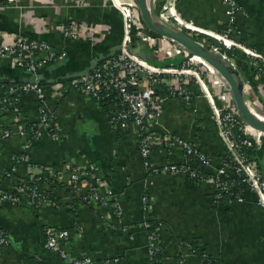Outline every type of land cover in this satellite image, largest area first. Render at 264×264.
<instances>
[{
    "label": "crops",
    "instance_id": "0c3cea01",
    "mask_svg": "<svg viewBox=\"0 0 264 264\" xmlns=\"http://www.w3.org/2000/svg\"><path fill=\"white\" fill-rule=\"evenodd\" d=\"M164 1L153 0L155 13L162 10ZM237 2L244 9V14L237 18L239 40L264 54V0ZM16 6L0 9V32L20 31L48 43L57 52H65L61 61L38 71V79L48 94V105L65 138L55 141L44 136L29 142L19 135L20 125L11 121L9 113H1L0 130L8 128L11 136L0 141V191L12 193L21 180L27 179L26 167L22 163L16 165L14 160L29 144L25 150L28 161L60 172L63 182L68 180L69 168L95 164L112 189L121 213L116 214L111 205L78 204L76 210H70L67 206L71 195L65 185L50 190L57 207L50 203L28 207L0 202V231L7 233L9 241L0 252V264H65L45 249L44 228L69 231L64 248L71 256L88 255L97 264L113 257H118L119 264H151L147 252L149 229L145 223L157 228L161 257L167 264H180V257L187 253L184 244L195 245L222 264H264V209L257 204L253 192L244 190L241 203L216 202L210 183L170 173L154 174L145 168L132 134L118 132L109 124L107 108L76 92L60 99L49 94L53 83L81 76L118 51L122 22L110 1L17 0ZM177 11L201 29L214 33L225 29V7L220 0H180ZM139 19L142 21L140 15ZM66 22L88 27L93 33L74 41L63 39L54 27ZM131 50L143 57L149 52L136 39ZM237 71L250 93L251 105L264 115V77L254 78L243 61ZM32 78L7 61H0V83H25ZM205 78L221 92L213 94L218 106L224 104L222 94L231 99L223 79L216 85L211 77ZM198 94L194 106L177 99L166 101L157 130L180 136L219 163L226 154L225 146L218 136L210 106ZM20 102L25 122L34 121V98L24 95ZM252 150L251 161L264 174V148ZM181 161L178 150L167 155L158 146L149 162L157 167ZM13 167L15 171L7 176ZM143 197L150 200L146 208ZM183 264L198 262L188 256Z\"/></svg>",
    "mask_w": 264,
    "mask_h": 264
},
{
    "label": "built area",
    "instance_id": "2783aa9c",
    "mask_svg": "<svg viewBox=\"0 0 264 264\" xmlns=\"http://www.w3.org/2000/svg\"><path fill=\"white\" fill-rule=\"evenodd\" d=\"M109 1L120 14L122 22L123 34L118 51L81 76L53 83L49 87V94L60 99L70 92H76L107 108L109 124L118 132L132 134L145 168H150L152 173H170L191 181L210 183L213 185V198L216 202L226 199L228 204L241 203L244 200L241 193L248 190L256 195L257 204L264 209V177L244 150L260 149L264 134L243 123L232 99H227L225 94L221 95V99L227 101L228 105L222 109L216 104L217 98L209 89L205 77H211L217 85L219 79H222L219 74L174 40L151 34L139 19L134 0ZM179 1H164L162 10L156 13L162 25L191 37L197 43L199 36L210 38L213 43L209 45L208 51L236 71L239 63L234 60L233 52H239L249 61L252 75L264 77V54L235 38L239 34L237 18L244 14L237 0H220L225 7L226 17L225 29L221 33L201 29L181 17L177 11ZM16 5L17 0H0V9L3 10ZM54 30L63 39L71 41L93 33L90 28L73 22L57 25ZM135 39L146 45L151 60L132 52L131 46ZM64 56L65 52H57L48 43L24 36L20 31L13 34L0 32V61H7L11 67L33 76L31 81L25 83L0 85V114L9 113L11 121L20 125L19 135L26 137L29 142L44 136L55 141L65 138L55 113L48 105V94L38 79L39 70L61 61ZM195 88L210 106L218 136L225 146L226 159L219 163L180 136L157 130L160 127L162 105L169 99H177L187 106H194L197 100ZM24 95H31L35 100L37 116L34 121L25 122L20 106L21 96ZM243 96L253 111L251 96L245 87ZM10 136L8 128L0 130V141ZM158 146L167 155L178 150L182 161L151 166V153ZM28 147L29 144H26L23 154L15 156L14 160L16 165L22 163L26 167L28 177L21 180L12 193L0 191L1 203L24 204L28 207L50 203L57 207L58 202L50 190L58 184L65 185L71 195V202L67 206L70 210H75L77 203L100 207L111 205L116 214L121 213L112 189L106 185L95 164L89 163L84 168H69L68 180L63 182L60 172L30 163L25 155ZM14 171L13 167L6 175ZM149 201L146 197L142 198L143 208L147 207ZM145 227L149 229L147 252L151 264H167L161 257L157 228L146 223ZM43 237L45 249L56 254L65 264H97L88 255H69L64 248L70 237L67 230L44 228ZM8 243L7 233L0 231V252ZM184 246L187 253L180 257V264L184 263V257L196 259L190 245ZM199 259L198 264H222L206 252L200 254ZM101 264H119V259H105Z\"/></svg>",
    "mask_w": 264,
    "mask_h": 264
},
{
    "label": "water",
    "instance_id": "95a60500",
    "mask_svg": "<svg viewBox=\"0 0 264 264\" xmlns=\"http://www.w3.org/2000/svg\"><path fill=\"white\" fill-rule=\"evenodd\" d=\"M134 1L145 27L151 33L174 40L176 43L186 48L191 54L200 57L206 64L213 68L228 85L231 99L243 123L253 130L264 134V125H260L255 121L253 118V111L248 107L244 100L243 81L238 71L231 69L229 66L221 62L216 56L201 47L199 43L191 37L162 25L157 19L153 0ZM145 58L151 60V57L149 56ZM255 115L261 117L259 114ZM261 118L264 119L263 117Z\"/></svg>",
    "mask_w": 264,
    "mask_h": 264
},
{
    "label": "trees",
    "instance_id": "16d2710c",
    "mask_svg": "<svg viewBox=\"0 0 264 264\" xmlns=\"http://www.w3.org/2000/svg\"><path fill=\"white\" fill-rule=\"evenodd\" d=\"M150 32V31H149ZM151 33V32H150ZM151 34H153V35H156V34H154V33H151ZM235 38H237V39H240L239 38V34L235 37ZM198 43H199V45L201 46V47H203V48H205L206 50H209V45L210 44H212L213 43V40H211L210 38H207V37H205V36H199L198 37ZM233 58H234V60L237 62V63H240V62H244V64L246 65L247 64V66L249 67V69H250V66H249V61L242 55V54H240L239 52H233ZM179 61H177V62H175V64H177ZM251 72V71H250ZM254 78H257V77H255L254 75H252ZM205 82L207 83V85H208V87H209V89L211 88L212 89V93L213 94H215V95H217L220 91H219V89H218V87H215V86H212L211 85V83L210 82H208L207 80H206V78H205ZM9 84H12V83H7V84H4V83H0V85L1 86H6V85H9ZM210 89V90H211ZM221 93V92H220ZM217 98V97H216ZM218 101V100H217ZM216 104H218V102L216 103ZM228 105V102L226 101V102H224V104L223 105H221V106H219L220 108H225L226 106ZM254 106V105H253ZM254 109H255V111L257 112V114H259L261 117H263L264 118V115L254 106ZM262 148V147H261ZM245 151H247L248 152V154L251 156V155H253V150L252 149H244ZM226 159V155H224V156H222V157H220V160H225ZM254 164V163H253ZM259 169V168H258ZM257 169V170H258ZM258 172L263 176V174L258 170ZM194 182H196V181H194ZM55 186H60V185H55ZM67 187H69V185H67ZM223 202L225 201L226 202V199H224V200H222ZM221 201V202H222ZM24 205V204H23ZM26 206V205H25ZM76 207H77V203H76ZM76 210V209H75ZM190 247H191V249H193L194 251H195V255H196V260L197 261H199L200 259H199V256H200V254H202L204 251L203 250H201V249H198L195 245H190Z\"/></svg>",
    "mask_w": 264,
    "mask_h": 264
},
{
    "label": "bare ground",
    "instance_id": "6f19581e",
    "mask_svg": "<svg viewBox=\"0 0 264 264\" xmlns=\"http://www.w3.org/2000/svg\"><path fill=\"white\" fill-rule=\"evenodd\" d=\"M252 109H253V106H252ZM257 114L256 111L253 109V118L255 119V121L260 124V125H264V119H262L261 117H259L258 115H255Z\"/></svg>",
    "mask_w": 264,
    "mask_h": 264
},
{
    "label": "rangeland",
    "instance_id": "374dc122",
    "mask_svg": "<svg viewBox=\"0 0 264 264\" xmlns=\"http://www.w3.org/2000/svg\"><path fill=\"white\" fill-rule=\"evenodd\" d=\"M254 109V107H253ZM255 110V109H254ZM257 113V112H256ZM263 141V145L261 146L262 148H264V139L262 140ZM261 149V148H260ZM263 177H264V174H263Z\"/></svg>",
    "mask_w": 264,
    "mask_h": 264
}]
</instances>
